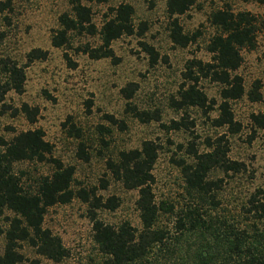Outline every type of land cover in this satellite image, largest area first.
<instances>
[{"label":"rangeland","instance_id":"1","mask_svg":"<svg viewBox=\"0 0 264 264\" xmlns=\"http://www.w3.org/2000/svg\"><path fill=\"white\" fill-rule=\"evenodd\" d=\"M10 2V10L0 15V87L7 75L4 66L12 63L24 69L23 92L8 91L0 100V138L8 141L27 130L41 129L45 140L53 147V157L65 166L75 169L73 189L85 190L103 200L115 196L119 206L114 211L93 209L90 204L74 198L65 205H55L47 210L44 228L60 238L67 256L59 263L39 257L26 245L22 252L41 264H104L106 257L93 239V213L98 220L111 226L128 222L140 229L136 208L138 193L126 190L115 180L108 169V161H115L122 151L140 149L145 141L158 145L157 160L152 174L155 201L173 206L179 213L195 200L187 194L179 161L192 163L187 153L190 143L199 153L209 151L207 142H214L224 135L228 147L227 157L240 162V173L225 175L212 170L209 180L222 179L218 198L227 213L240 212L241 206L257 189H264V130L254 126L250 117L264 116V0H230L233 12H249L256 16V48L242 51L243 64L237 71L246 89L253 82L261 83L259 102L247 97L231 102L236 121L242 127L237 134L212 125L218 116L216 106L207 118L197 108L175 110L172 98H177L183 82L182 73L191 59L209 62L207 45L215 34L209 23L212 11L222 8L218 0H195L190 10L179 17L185 34H196V41L186 48L174 45L169 37L170 19L166 13V0H108L103 4L82 3L91 9L92 23L100 30L110 9L129 4L134 9L133 24L136 29L145 23L147 30L142 37L123 36L111 45L114 59L93 60L81 49L97 48L101 41L94 36L71 34L69 43L62 48L51 45V37L59 28L58 18L71 12L72 0H3ZM152 46L159 54L157 64L151 66L141 43ZM39 49L48 53L45 60L27 62V54ZM65 54L71 60L68 64ZM136 85L130 100L122 89ZM209 99L220 102L219 86L208 80L199 84ZM23 104L38 109L34 123H29L22 113H16ZM137 112H146L158 120L148 123L137 118ZM111 117V119L109 118ZM184 119L188 129L167 130L170 122ZM193 123V125H189ZM181 146V148H179ZM87 156L82 158V152ZM23 185L33 189L40 176L49 175V164L21 162L14 166ZM220 208V209H221ZM6 215H10L6 213ZM172 214L160 216L159 226L172 231ZM0 227L4 220L0 219ZM4 239L0 236V255Z\"/></svg>","mask_w":264,"mask_h":264},{"label":"trees","instance_id":"2","mask_svg":"<svg viewBox=\"0 0 264 264\" xmlns=\"http://www.w3.org/2000/svg\"><path fill=\"white\" fill-rule=\"evenodd\" d=\"M86 1L103 4L108 0ZM218 1L222 8L212 11L209 16V23L215 29L207 45L211 59L209 62L191 59L186 63L183 82L171 105L175 110L197 108L207 118L216 106L218 116L211 120L212 125L226 129L229 134H237L242 125L234 118L231 102L244 97L253 103L262 99L260 81L253 82L247 90L242 76L237 73L243 64L242 51L256 48L258 20L249 12H233L228 4L230 0ZM194 3L195 0H166L169 37L180 48H186L197 38L196 34H185L179 22V17L186 14ZM71 5V12L58 18L59 28L51 37V45L55 48L66 46L71 34L94 36L98 33L100 46H85L81 51L93 60L114 59L111 48L114 41L123 36L142 37L147 30L145 23L136 29L132 20L134 9L129 4L110 9L99 31L92 23L91 9L82 0H72ZM9 10L10 2L0 0V15ZM2 35L0 31V38ZM141 47L149 58V64H157L158 52L144 42ZM47 55L46 51L34 49L27 54V62L45 60ZM65 60L71 64L66 54ZM26 66L19 67L15 63L4 66L7 79L0 87V100L10 90L17 94L23 92ZM202 80L219 86L220 102L207 97L199 86ZM135 90L136 85L129 84L121 92L125 99L130 100ZM14 112L22 113L29 123H34L38 116V109L27 104ZM135 116L145 123L158 120L157 116L153 118L146 112L136 111ZM250 120L254 126L264 130L263 115L252 114ZM165 128L179 131L188 129V124L184 119L172 120ZM224 139L223 135L214 142H207L209 151L204 153H199L190 143L187 153L193 162L188 164L181 160L178 165L187 194L195 202L176 214L172 205L155 201L152 170L157 160V144L145 141L140 149L122 151L115 161H108L113 178L126 190L137 191L135 204L141 227L133 228L128 222L118 226L107 225L93 213V239L106 257L104 264H264V189H257L246 199L240 212L231 214L221 208L218 198L222 179L214 181L208 178L215 169L225 175L237 174L244 169L242 163L228 159L227 141ZM52 153L53 147L45 140L41 129L20 132L8 141L0 138V219L4 220V227H0V236L4 239L0 264H41L39 259H29L24 255L23 245L54 263L67 256L60 238L43 226L47 210L55 205L68 204L77 197L93 209L114 211L119 206L115 196L103 200L85 190L75 192L74 167L65 166ZM82 158H87L84 152ZM21 162L49 164L52 172L40 176L34 188L28 189L14 170L15 164ZM163 214L174 216L172 231L159 226Z\"/></svg>","mask_w":264,"mask_h":264}]
</instances>
